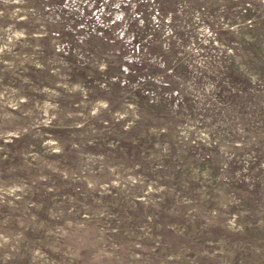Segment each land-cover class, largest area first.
I'll list each match as a JSON object with an SVG mask.
<instances>
[{
	"label": "rangeland",
	"instance_id": "rangeland-1",
	"mask_svg": "<svg viewBox=\"0 0 264 264\" xmlns=\"http://www.w3.org/2000/svg\"><path fill=\"white\" fill-rule=\"evenodd\" d=\"M0 264H264V0H0Z\"/></svg>",
	"mask_w": 264,
	"mask_h": 264
}]
</instances>
